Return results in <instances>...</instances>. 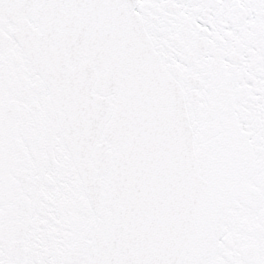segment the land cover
<instances>
[{"label":"snow or ice","instance_id":"6c2138e0","mask_svg":"<svg viewBox=\"0 0 264 264\" xmlns=\"http://www.w3.org/2000/svg\"><path fill=\"white\" fill-rule=\"evenodd\" d=\"M0 264H264V0H0Z\"/></svg>","mask_w":264,"mask_h":264}]
</instances>
